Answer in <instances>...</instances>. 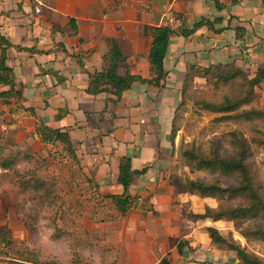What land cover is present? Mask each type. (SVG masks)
<instances>
[{
    "label": "crops",
    "instance_id": "crops-1",
    "mask_svg": "<svg viewBox=\"0 0 264 264\" xmlns=\"http://www.w3.org/2000/svg\"><path fill=\"white\" fill-rule=\"evenodd\" d=\"M216 17L219 22L214 27H225L220 32L201 26L188 38L172 34L163 60L164 87L134 82L123 92L113 117L103 111L106 94L85 91L88 73L102 67L107 39L120 42L132 74L148 78L149 28L190 26ZM0 33L13 45L37 50H6L18 96L25 107L35 108L46 125L69 130L86 174L102 194L122 192L117 183L119 158L131 157L134 174L129 193L144 198L155 214L136 208L107 221L113 231L105 239L118 245L122 264H158L165 257L170 264L235 261L234 252L213 245L205 230L206 226L218 228L222 221L188 215L215 207L216 200L182 188L179 174L166 170L167 157L160 154L169 147L171 121L188 64L208 67L232 62L252 74L264 63V0L227 4L215 0H0ZM118 73L124 74V69ZM2 107L11 119L32 118L23 112L10 115L7 105ZM60 108L69 111L56 119ZM180 239L187 241L181 254Z\"/></svg>",
    "mask_w": 264,
    "mask_h": 264
},
{
    "label": "rangeland",
    "instance_id": "rangeland-1",
    "mask_svg": "<svg viewBox=\"0 0 264 264\" xmlns=\"http://www.w3.org/2000/svg\"><path fill=\"white\" fill-rule=\"evenodd\" d=\"M237 81L222 84L215 73L207 78L195 77L178 100L175 137L173 142L168 137L169 147L160 155L167 157L163 163L166 170L179 174L182 188L187 189L186 178H219L223 185L234 182L233 176L191 168L181 151L195 146L208 152L219 147L218 141L221 149L230 152L229 132L235 129L251 145L249 161L258 168L264 191V148L252 141L260 131L264 134V122L220 120L221 114L198 104L202 100L221 102L237 94ZM256 91L255 100L242 109L264 110V86ZM1 107L5 109L6 105L0 103V160L8 159L11 164L8 168L0 166V234L10 241L0 239V264H30L27 260L33 258L41 264H122L118 245L105 239L113 231L107 221L120 214L94 188L95 180H88L82 158H71L57 142L38 141L31 131L32 118L11 119ZM251 225L252 221H222L218 229L225 236L231 233L248 250L264 258V242L248 241L240 233Z\"/></svg>",
    "mask_w": 264,
    "mask_h": 264
},
{
    "label": "trees",
    "instance_id": "trees-1",
    "mask_svg": "<svg viewBox=\"0 0 264 264\" xmlns=\"http://www.w3.org/2000/svg\"><path fill=\"white\" fill-rule=\"evenodd\" d=\"M217 4L219 3L215 0ZM219 22V18L209 20L202 18L192 25L182 23L180 25H160L149 28L151 34L150 48L147 54L150 76L142 77L138 74H132L129 71L126 55L120 44L115 38H109L107 52L102 56V67L93 73H88V84L85 91L91 95L100 93L106 94L103 111H110L114 116V110L121 100L125 90L131 88L134 82L147 84L150 86L163 88L167 71L164 68L163 60L167 52L170 36L178 34L183 37L191 36L201 26H207L215 32L225 29L215 28L214 24ZM239 30V27L236 29ZM9 47H15L18 50H28L35 52L36 49L24 48L13 45L6 37L0 33V101L7 105L10 115L20 112L35 119L34 133L38 141L42 143H59L69 153L73 159H78L76 150L72 143L68 129L52 128L39 120L34 107H25L18 96V83L13 70L6 64V50ZM79 64L82 69L83 63L79 58ZM119 68L124 69V74H119ZM53 73V72H52ZM210 73L216 74V79L222 84H228L238 80L240 91L232 96H226L221 102L199 101L201 108L216 114L220 120H245L264 122V110L258 108L242 109L244 105L250 104L257 96V89L264 86V63L257 66V69L251 74L234 63H225L201 67L194 64L186 66L185 77L181 86V97L185 95L187 88L191 85L195 77L207 78ZM178 107L174 109L169 132V140L173 142L176 133L175 119ZM68 109L60 108L55 115L56 119L62 118L68 113ZM256 129V128H255ZM253 142L264 148V134L259 132L253 137ZM212 148L210 151H202L199 147L191 146L181 151V156L186 164L195 170H206L211 173H218L221 176H233L234 182L222 184L219 178L206 180L204 178H186L187 189L200 197H210L216 200L215 207L206 206L203 213L188 215L194 219L215 221H252L253 225L241 229L240 233L246 240H258L264 242V191L261 179H259V170L253 165L249 158L251 156V145L247 138L239 130L229 132V143L232 150ZM11 164L8 159H1L0 166L8 168ZM147 167L141 170L144 173ZM132 160L130 156H121L118 163L117 183L122 187V192L103 194L108 198L116 211L120 215H126L129 211L138 208L143 213L152 211V206L146 203V200L139 194L129 193V185L133 178ZM91 182L93 179L89 178ZM94 188L99 186L94 181ZM206 232L211 243L217 248L233 251L235 261L230 264H264V258L247 249L240 240L235 239L231 233L223 235L215 226H206ZM1 236V241L10 242L6 236ZM187 241L180 239L177 244L178 253L183 252ZM23 260L22 258H20ZM30 264H41L36 258H33ZM51 264V263H44ZM158 264H170V259L162 258Z\"/></svg>",
    "mask_w": 264,
    "mask_h": 264
},
{
    "label": "built area",
    "instance_id": "built-area-1",
    "mask_svg": "<svg viewBox=\"0 0 264 264\" xmlns=\"http://www.w3.org/2000/svg\"><path fill=\"white\" fill-rule=\"evenodd\" d=\"M219 3L221 4H227V3H231L232 0H217ZM2 171V169L0 168V172Z\"/></svg>",
    "mask_w": 264,
    "mask_h": 264
}]
</instances>
